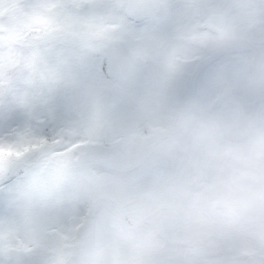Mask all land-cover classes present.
Masks as SVG:
<instances>
[{
	"label": "rangeland",
	"instance_id": "374dc122",
	"mask_svg": "<svg viewBox=\"0 0 264 264\" xmlns=\"http://www.w3.org/2000/svg\"><path fill=\"white\" fill-rule=\"evenodd\" d=\"M156 50L148 51L153 62L142 77L126 70L107 79L68 78L61 92L70 104L55 120L38 115L15 129L0 125V180L18 177L7 208H0V238L25 260L264 264V186L257 182L264 167H234L248 183L226 184L233 191L223 194L225 210L219 209L208 179H195L198 165L220 171L212 167L218 151H192L191 144L208 139L206 124L186 110L188 73ZM243 187L246 193L236 192ZM247 255L252 263L239 259Z\"/></svg>",
	"mask_w": 264,
	"mask_h": 264
},
{
	"label": "flooded vegetation",
	"instance_id": "af4514ba",
	"mask_svg": "<svg viewBox=\"0 0 264 264\" xmlns=\"http://www.w3.org/2000/svg\"><path fill=\"white\" fill-rule=\"evenodd\" d=\"M120 2L97 0L101 5ZM150 2L168 7L161 11V19L153 22L146 43L137 49L138 54L126 58L128 62L116 71L139 70L140 74V70L152 65L153 56L148 51L156 48V51L169 53L164 59L168 66H182L188 73L186 110L197 114L206 124L204 134L208 139L206 143L191 144L192 151L195 154H206L212 149L218 151V165L212 167L220 171L215 173L210 167L200 169L198 165L195 179H208L212 193L219 198V209L225 210L223 198L226 196L223 194L233 191L226 184L233 186L237 179L248 183L241 180L245 179L244 175L234 167L242 170L264 167V0ZM116 28L115 24L106 27L108 32ZM247 89L250 94L246 93ZM7 166L10 167V161ZM258 178L257 182L264 186V175ZM189 180L191 182V176L186 181L188 185ZM192 186L194 191L202 190L198 181ZM236 192L244 194L247 190L243 187ZM150 224L155 229V224ZM186 235H189L188 230ZM0 239V262L8 255L25 259L22 250L10 246V240ZM239 259L252 263L254 257L247 255ZM215 261L205 264H215ZM231 261L217 264H231Z\"/></svg>",
	"mask_w": 264,
	"mask_h": 264
},
{
	"label": "snow or ice",
	"instance_id": "6c2138e0",
	"mask_svg": "<svg viewBox=\"0 0 264 264\" xmlns=\"http://www.w3.org/2000/svg\"><path fill=\"white\" fill-rule=\"evenodd\" d=\"M167 7L150 0H0V125L15 129L38 115L58 118L70 104L64 82L110 77L130 50L146 43ZM102 24L117 28L102 34ZM17 180L14 174L0 180V208H7ZM0 264L36 262L8 255Z\"/></svg>",
	"mask_w": 264,
	"mask_h": 264
}]
</instances>
